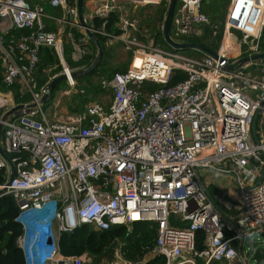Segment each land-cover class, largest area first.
<instances>
[{"label": "built area", "instance_id": "obj_1", "mask_svg": "<svg viewBox=\"0 0 264 264\" xmlns=\"http://www.w3.org/2000/svg\"><path fill=\"white\" fill-rule=\"evenodd\" d=\"M117 1L95 0L84 14L85 27L77 0H0L2 81L8 88L18 85L20 97L30 96L17 102L14 90L0 89V171L6 172L0 197L12 194L19 204L22 234L16 243L24 264H84L82 257L60 252L62 233L83 224L97 231L130 230L143 222L157 226L144 261L162 255L166 264H251L244 242L252 231L264 232V58L228 67L264 52V0H226L218 58L163 49L154 36L141 33L135 18L120 17V33L106 30L105 23L96 28L93 20L116 12ZM130 1L138 7L162 0ZM178 2L170 25L177 41L201 35V25L217 34L218 25L202 9L204 0ZM46 3L62 8L64 16L47 14ZM46 18L81 27L78 39L68 33L75 61L92 54L88 31L100 34L108 46L125 44L129 68L101 81L111 93L109 105L95 100L67 120L48 117L42 99L50 94L49 81L64 73L73 87L75 78L60 30H47ZM13 29L29 33L8 37ZM226 35L234 38L236 54L223 51ZM141 36H148V44ZM41 47L53 48L63 66L42 85ZM176 70L187 77L168 85ZM19 104L25 106L8 114ZM202 169L213 178L228 176L235 187L214 184ZM213 186L231 213H223L208 194ZM198 231L204 233L203 249L197 248Z\"/></svg>", "mask_w": 264, "mask_h": 264}, {"label": "trees", "instance_id": "obj_2", "mask_svg": "<svg viewBox=\"0 0 264 264\" xmlns=\"http://www.w3.org/2000/svg\"><path fill=\"white\" fill-rule=\"evenodd\" d=\"M204 0L203 11L209 16L210 20L214 24H218V33L216 37L219 41H222L224 34V9L226 6V0H213V4L207 7V3ZM160 9L156 10L154 15L149 17V25H153L155 30L153 36L158 45L163 47L168 51H175L185 54L187 56L193 57H202L204 52L198 49H174L171 47L164 38L163 35V24L168 10V4L165 1L159 4ZM179 2L177 0L175 9L178 7ZM51 6L49 4L45 5V10L48 14H51L56 17L62 16V8L47 7ZM120 17L118 12L112 11L107 18H95L92 24L96 28H101L105 23V28L108 31L120 33L121 30L117 26ZM46 29L51 31H56L57 27L50 19H45ZM52 21V24L49 22ZM218 22V23H217ZM158 24H161L162 28L156 27ZM203 35L201 37L195 36L189 42L200 43L207 47L204 41H208L211 35L213 34L214 29L210 25H203ZM66 35L63 39V55L71 68H76L84 66L88 68L97 56V48L93 41L91 43L94 47V52L92 56H86L80 61H75L73 59V46L72 42L68 39V33L72 32L75 34L78 39L83 34L79 29L67 28L65 30ZM29 31L26 29L23 30H11L10 36L19 37L22 34H28ZM155 33V34H154ZM96 36L100 40L103 46V56L100 63L97 67L89 74L80 76L81 82L85 81V88L83 92L78 93L76 96L77 102L74 107H71V112L80 113L85 111L88 103L92 98H96L100 91L108 92L101 88V83L99 86H96L91 81V76L96 73H101L106 78H111L116 72L126 71L129 68L131 62V53L129 55V60L123 64L118 65L117 67H111L108 65V56L110 54V49L106 44L105 38L100 34L96 33ZM221 43V42H220ZM260 47L264 50V30L262 33ZM219 48V47H218ZM218 50V49H217ZM39 62H38V78L39 84H45L49 81L51 76L44 75L42 71L44 69H50L52 75H55L63 70V66L60 62V58L56 51L53 48L41 47L38 52ZM2 71L0 66V89L14 90V98L17 102H28L30 99L29 95L24 97L19 96L18 85L10 86L9 88L2 81ZM187 77V73L183 70H176V73L173 79L168 85L177 84L180 80ZM159 85H152L151 89L158 88ZM110 93V92H109ZM50 104V101L47 100L44 107L47 108ZM258 124L256 123V128ZM6 181V172L0 171V184ZM20 211L19 204L16 198L12 194L4 195L0 197V264H24V257L22 250L17 246V238L22 234V226L19 222L16 221V217ZM157 226L153 222H143L136 223L129 230L126 226H116L109 230L97 231L91 225L83 224L78 226L71 232H64L61 234L58 246L60 252L66 256H79L82 257L84 263L87 262V257L93 261L100 262L103 258H108L109 260H114L115 249L117 246V240L124 242L123 254L127 261L132 264H166V258L162 255H156L149 260L144 261L145 255L150 252L156 240ZM203 240L204 233L202 231L197 232V248L203 249ZM120 242V243H121Z\"/></svg>", "mask_w": 264, "mask_h": 264}, {"label": "rangeland", "instance_id": "obj_3", "mask_svg": "<svg viewBox=\"0 0 264 264\" xmlns=\"http://www.w3.org/2000/svg\"><path fill=\"white\" fill-rule=\"evenodd\" d=\"M94 1L95 0H84L83 14H85L86 16L90 14L91 5L94 3ZM162 1H165L169 5L170 0H162ZM162 1H161V3H162ZM205 2L207 3V7H209L210 5L213 4V0H206ZM116 6H117L116 12H118L119 17L124 16L126 18H135L138 21V27H139V30L141 31V33H146V35H150V37H153V32L155 30V27L153 25H149V17L151 15H154L156 10L160 9V5H147L148 6L147 10L143 11V12H136L138 9H140V6H138L139 8H137L135 6V3L133 1H130V0L117 1ZM47 7H51V6H47ZM143 7H146V6H143ZM64 14L65 13L63 11L62 16H64ZM49 23L52 24V21H50ZM56 23H55V25L60 30V35L62 37H64L66 35L65 30L67 28L79 29L81 31V27L78 25L71 26L70 24H66L64 22L61 24H59L58 22H56ZM156 27L162 28L161 24H158ZM200 28L202 30L201 35H186V36H183L179 39L182 40L183 42L184 41L189 42L195 36L201 37L203 35V32H204L203 25H201ZM144 29H148V31L145 32ZM218 31H219V29L217 30V33H218ZM170 33H171V36L173 37V39H175V40L178 39L177 37L174 36L172 27L170 28ZM237 35H238V37L241 36L239 33ZM141 37H142L144 43L148 44V41H149L148 36H141ZM204 42L207 45H209L210 46L209 48H211L214 51H217L218 47L221 44L220 43L221 41H219V39L216 37V34H214V32L211 35V37L209 38V40L204 41ZM155 44L157 46L161 47L160 45H158L156 43V41H155ZM90 47L92 49V54H93L94 47H93L92 43H91ZM108 47L111 51L110 54L112 53V56H108V65H110L111 67H117L118 65L123 64L129 60L130 51L126 49L125 44H123L122 42L114 43L112 45H109ZM161 48H163V47H161ZM92 54H89V56H92ZM232 61H235V60H232ZM83 69H86V68H84V66L76 67V68H73V72L83 70ZM42 73H43V76L44 75L53 76L50 72V69H44L42 71ZM105 78L106 77L104 75H102L101 73H96V74L91 76V81L96 86H99L101 81ZM74 80H75V86H73V87L69 86V83L65 79V80L58 82L55 85V87L53 88V90H51L49 97L47 99L50 101V104L48 105L47 108H45L43 106L45 112L48 114V117L50 119H52V120H55V119L56 120H67V118L69 116L75 114V113L71 112L70 109H71V107H74V105L77 102L78 97L76 95L78 93L84 91L83 89L85 88V81L81 82L80 76L76 77ZM51 81L52 80H50L49 82H51ZM110 97H111V93L100 91L98 96L96 98H92L91 101L99 100V101L104 102L105 104H108V102L110 101ZM45 103H44V105H45ZM106 108H108V107H106ZM260 121H261V117L258 116L257 117L258 129H260ZM259 137H261V133H259ZM201 173L205 179H208V178L212 179L213 178L211 175L208 174L207 170L202 169ZM213 179L217 180L218 184L220 186H221V184H223L227 187H235V183H234L233 179H229L228 176H226V175H218V176H215ZM231 201H232V198H229L228 200H226L224 202L230 203ZM230 213H231V211H230ZM250 238L257 245H262V244L264 245V237H262L259 234V232L252 231L250 233ZM120 242L121 241H118V240L116 242L117 246L115 249L114 260H109L108 258L105 257L100 262H96V263H98V264H130L129 261H127L125 259L124 254H123L124 242H121V243ZM243 247H244V250L248 251L247 241L244 242ZM198 263L203 264V262L201 260H198ZM225 263H226L225 261H222V262H218V263L212 262L210 264H225ZM250 263L255 264V261L251 259ZM84 264H94V263H93V261H91L87 257V262H85Z\"/></svg>", "mask_w": 264, "mask_h": 264}, {"label": "water", "instance_id": "obj_4", "mask_svg": "<svg viewBox=\"0 0 264 264\" xmlns=\"http://www.w3.org/2000/svg\"><path fill=\"white\" fill-rule=\"evenodd\" d=\"M176 2H177V0H170L169 5H168L167 14H166L165 21H164V25H163V35H164V38L167 41V43L171 47H173L174 49H178V50L179 49H183V50L184 49H198V50H200L206 54H209L215 58H218L219 55H218L217 51H214L205 45H202L200 43H194V42L177 41V40L173 39V37L171 36V33H170V25H171V20H172V16L174 13ZM83 3H84V0H77L79 21L83 26L88 27V24L84 20ZM88 34L97 47V56L88 68L72 72L73 78L91 73L97 67V65L100 63V61L102 59L103 51H104L102 43L100 42L98 37L93 32L88 31ZM261 58H264V52L254 54L250 57H241L235 63L231 64L228 68L234 69L235 67H239L246 62H249L251 60H258ZM66 77L67 76L64 73H61L60 75L53 78L52 81L48 85L49 91L51 92V90H53L55 85L58 82L65 80ZM48 97H49L48 94L44 95V97L42 99L44 103L47 101ZM24 106H25L24 104H19L16 107H14L11 111H9L8 114H10V113H12V112H14L20 108H23ZM7 115H5V117ZM1 133H2V125H0V152L3 153V148H2V143H1ZM11 166H12V173H11L10 181L14 177L13 164H11ZM10 181L8 183H10ZM207 191H208V189H207ZM1 192L2 191L0 190V193ZM260 235L262 237H264V232L261 233ZM247 245H248V257H251V259L255 261V264H264V245L263 244L257 245L254 241H252L251 238H249L247 240Z\"/></svg>", "mask_w": 264, "mask_h": 264}, {"label": "crops", "instance_id": "obj_5", "mask_svg": "<svg viewBox=\"0 0 264 264\" xmlns=\"http://www.w3.org/2000/svg\"><path fill=\"white\" fill-rule=\"evenodd\" d=\"M91 7H92V5H91ZM147 7L148 6H146V7H143V6H140V9H138L136 12H143V11H146L147 10ZM137 8H139V7H137ZM225 9H226V6H225ZM224 9V13H223V17H224V19H225V13H226V10ZM48 14V13H47ZM218 26H219V23L217 24ZM239 33V32H238ZM237 33V34H238ZM240 34V33H239ZM214 184H218V181L216 180L215 182H214ZM217 190H216V187L215 186H213V187H208V194L210 195V196H212L215 200H216V202H217V204L219 205V207L222 209V212L223 213H230V210L228 209V207H227V205H225L222 201H220L216 196V194H217ZM132 264V263H131Z\"/></svg>", "mask_w": 264, "mask_h": 264}, {"label": "bare ground", "instance_id": "obj_6", "mask_svg": "<svg viewBox=\"0 0 264 264\" xmlns=\"http://www.w3.org/2000/svg\"><path fill=\"white\" fill-rule=\"evenodd\" d=\"M227 49H229L233 54L238 52V47L234 43V38L229 35H226L223 45V51H226Z\"/></svg>", "mask_w": 264, "mask_h": 264}, {"label": "clouds", "instance_id": "obj_7", "mask_svg": "<svg viewBox=\"0 0 264 264\" xmlns=\"http://www.w3.org/2000/svg\"><path fill=\"white\" fill-rule=\"evenodd\" d=\"M159 5V4H158ZM164 25V24H163ZM96 35V34H95ZM92 40V39H91ZM94 43V42H93ZM96 46V45H95ZM97 48V47H96ZM109 103H110V101L108 102V104L107 105H109Z\"/></svg>", "mask_w": 264, "mask_h": 264}]
</instances>
